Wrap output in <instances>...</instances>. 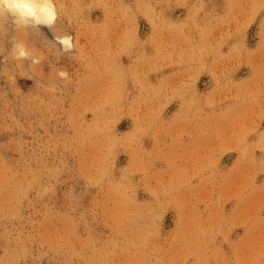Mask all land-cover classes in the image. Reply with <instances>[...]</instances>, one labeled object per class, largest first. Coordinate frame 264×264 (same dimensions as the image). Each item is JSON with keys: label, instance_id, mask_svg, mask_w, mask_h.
I'll return each instance as SVG.
<instances>
[{"label": "rangeland", "instance_id": "1", "mask_svg": "<svg viewBox=\"0 0 264 264\" xmlns=\"http://www.w3.org/2000/svg\"><path fill=\"white\" fill-rule=\"evenodd\" d=\"M55 2L0 16V264H264V0Z\"/></svg>", "mask_w": 264, "mask_h": 264}, {"label": "clouds", "instance_id": "2", "mask_svg": "<svg viewBox=\"0 0 264 264\" xmlns=\"http://www.w3.org/2000/svg\"><path fill=\"white\" fill-rule=\"evenodd\" d=\"M9 16L13 23L21 28L41 27L51 29L58 18V9L55 0H0V16ZM65 50L73 47V37L65 35L54 37ZM15 58L19 60L28 59L29 50L23 44L15 48ZM33 63L38 61L33 58Z\"/></svg>", "mask_w": 264, "mask_h": 264}]
</instances>
